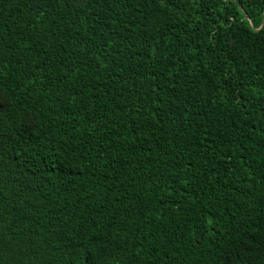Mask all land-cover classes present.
Returning a JSON list of instances; mask_svg holds the SVG:
<instances>
[{
    "label": "trees",
    "instance_id": "1",
    "mask_svg": "<svg viewBox=\"0 0 264 264\" xmlns=\"http://www.w3.org/2000/svg\"><path fill=\"white\" fill-rule=\"evenodd\" d=\"M0 264H264V0H0Z\"/></svg>",
    "mask_w": 264,
    "mask_h": 264
},
{
    "label": "water",
    "instance_id": "2",
    "mask_svg": "<svg viewBox=\"0 0 264 264\" xmlns=\"http://www.w3.org/2000/svg\"><path fill=\"white\" fill-rule=\"evenodd\" d=\"M261 27V26H260Z\"/></svg>",
    "mask_w": 264,
    "mask_h": 264
}]
</instances>
